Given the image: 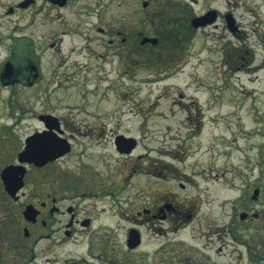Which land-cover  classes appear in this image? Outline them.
Masks as SVG:
<instances>
[{
	"label": "rangeland",
	"instance_id": "1",
	"mask_svg": "<svg viewBox=\"0 0 264 264\" xmlns=\"http://www.w3.org/2000/svg\"><path fill=\"white\" fill-rule=\"evenodd\" d=\"M97 8L96 20L64 23L67 35L57 54L64 61L61 88L45 103L72 135L73 151L59 165L63 174L82 179L81 191L104 196L94 198V227L111 225L120 245L139 201L144 207L147 197L171 196L193 203L194 214L177 232H158L157 220L142 227L141 264H264V73L235 72L237 49L229 48L230 67L220 51L222 43L238 45L247 59L246 50L264 51L257 46L264 0H97ZM211 10L218 13L215 24L191 26ZM226 14L245 36L229 33ZM165 31L182 43L172 48ZM116 32L127 43L120 44ZM110 38L116 44L107 53ZM143 38L156 44L141 45ZM23 97L16 103L43 109L32 94ZM14 110L0 99V137L9 133L3 127L11 126ZM34 125L13 127L11 136L22 139ZM113 133L134 147L127 151L122 141L119 154ZM45 174L30 175L24 191L35 182L41 189ZM247 210L257 217L239 220ZM83 249L68 243L57 262L45 264H61Z\"/></svg>",
	"mask_w": 264,
	"mask_h": 264
},
{
	"label": "flooded vegetation",
	"instance_id": "2",
	"mask_svg": "<svg viewBox=\"0 0 264 264\" xmlns=\"http://www.w3.org/2000/svg\"><path fill=\"white\" fill-rule=\"evenodd\" d=\"M99 17L97 0L93 6L92 0H0V99L15 107L13 116L10 115L13 117L11 126L3 127V132L7 129L9 133L0 137V197L3 198L0 199V264H41L42 259V264L57 262L56 254L64 255L68 243L81 249L84 246L83 253L64 257L61 264H141L142 253L137 252L142 247V227L157 220L158 232L173 233L194 214L191 202L185 206L175 202L171 196L147 197L150 200L147 205L142 207V200L139 201L134 214L126 218L128 226L125 227L123 241L115 245L111 225L94 227L95 199L104 196L81 191L83 180L69 173L63 174L59 166L73 151L72 135H67L70 131L45 103L50 95H58L56 92L61 88L60 68L64 61L61 64L57 54L61 52L67 35L64 23L67 19L89 22ZM224 23L227 29L226 21ZM240 28L235 22V31L229 32L234 38L245 36ZM96 29L102 35H114L104 29ZM257 31V46L264 50V29L258 27ZM120 34L116 32L120 44L127 43V38ZM106 44L110 48L106 52L113 51L115 39H108ZM231 45H220L224 54L223 66L230 67L228 53L229 48L234 47L238 64H233L236 66L232 70L259 78L264 73V51L246 50L247 59L239 56L241 49L238 45ZM50 50L56 54L52 56ZM46 58L51 59L49 67L42 64ZM26 92L32 94L36 101H42V110L16 103L25 100L23 95ZM29 121L35 123L30 134L22 139L11 136L13 127L18 128ZM45 131L65 140L62 144L65 149L68 147V151L42 167L35 166L33 162H20L19 155L26 140ZM114 134L112 146L117 151L116 139L120 136ZM6 143L10 144L8 150ZM124 145L120 140L119 147ZM8 167L11 169L7 180L22 179V187L17 191L9 190L3 181L2 173ZM40 170H46L41 189L35 182L31 189L24 191L30 175ZM28 208L32 221L24 217ZM245 212L248 216L243 222L254 220L253 213ZM124 217L119 216V219ZM103 229L107 232L101 234L99 230ZM131 230L137 232L134 243L138 241V245L134 247L129 242Z\"/></svg>",
	"mask_w": 264,
	"mask_h": 264
},
{
	"label": "water",
	"instance_id": "3",
	"mask_svg": "<svg viewBox=\"0 0 264 264\" xmlns=\"http://www.w3.org/2000/svg\"><path fill=\"white\" fill-rule=\"evenodd\" d=\"M147 5L148 3L145 1H143L141 4L142 8H146ZM215 19H216V12L211 11L208 12L205 16L193 19L191 21V26L193 28H196L198 26H205L206 24L212 23ZM140 44L154 45L156 44V41L153 38H143L141 39ZM120 140L126 141V143L128 144L127 151H129L131 148L134 147L133 143L130 144V142H128L129 140H126L124 137L121 136L116 139V146L119 151H121V148L119 147ZM64 141L65 140L58 139L52 132L45 131L40 134L37 133L26 140L25 148L19 155V161L33 162L35 166L42 167L46 162L52 161L68 151V147H66L65 149V147L62 144ZM10 169L11 167H8L3 171L2 178L9 190L12 189L13 191H17L22 187V179L21 177H19L17 181L15 179L7 180L8 179L7 175L10 174ZM258 193H259L258 189H255L253 191L252 199H256ZM30 216H31L30 210L28 208V210L26 209V211L24 212V217L26 220L32 221L33 219ZM246 217H247V213L244 212L239 215L240 220H244ZM130 241L133 243L131 245L132 247L138 244V241L134 243L135 235L133 236L132 232L130 233V237H129V242Z\"/></svg>",
	"mask_w": 264,
	"mask_h": 264
},
{
	"label": "trees",
	"instance_id": "4",
	"mask_svg": "<svg viewBox=\"0 0 264 264\" xmlns=\"http://www.w3.org/2000/svg\"><path fill=\"white\" fill-rule=\"evenodd\" d=\"M161 14H162V13H160L158 16L161 17ZM172 23H176V20H173ZM165 32H166V31H165ZM160 33H161V32H160ZM162 34H163L164 37H167V38H168L169 43H170V45H171L172 48H175V46H176V48H177V47L182 43V42L179 40V39H180V36H178V35H174V34H172V33L170 34V31H169V32H166V34L162 32ZM158 61H161L160 58H158Z\"/></svg>",
	"mask_w": 264,
	"mask_h": 264
}]
</instances>
